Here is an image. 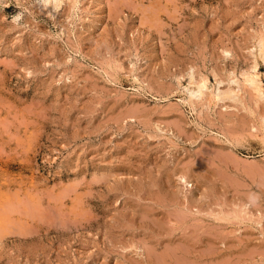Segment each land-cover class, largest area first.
<instances>
[{
	"label": "rangeland",
	"instance_id": "374dc122",
	"mask_svg": "<svg viewBox=\"0 0 264 264\" xmlns=\"http://www.w3.org/2000/svg\"><path fill=\"white\" fill-rule=\"evenodd\" d=\"M52 1L0 0V264H264V0Z\"/></svg>",
	"mask_w": 264,
	"mask_h": 264
},
{
	"label": "bare ground",
	"instance_id": "6f19581e",
	"mask_svg": "<svg viewBox=\"0 0 264 264\" xmlns=\"http://www.w3.org/2000/svg\"><path fill=\"white\" fill-rule=\"evenodd\" d=\"M48 1V0H47ZM54 1V0H53ZM52 1V2H53ZM56 1V0H55ZM60 2V1H59ZM49 3V2H48ZM58 3V2H57ZM54 4V3H53ZM47 5H49V4H47ZM53 7H55L54 5H53ZM263 41V40H262ZM264 42V41H263ZM260 43V42H259ZM261 44V43H260ZM264 44V43H263ZM264 54V53H263ZM255 69V68H254ZM256 74V73H255ZM253 77H254V75H253ZM260 77V76H259ZM233 80V79H232ZM259 80H260V78H259ZM238 83V82H237ZM202 89H204V88H202ZM188 90V89H187ZM195 90V89H194ZM192 91V90H191ZM189 92V91H188ZM200 92V91H199ZM233 93V92H232ZM196 94V93H195ZM195 94H194V96H195ZM199 94V93H198ZM186 95V94H185ZM189 95V94H188ZM191 95V94H190ZM192 96V95H191ZM215 96V95H214ZM189 97V96H188ZM199 97H201V93H200V96ZM215 97H218V96H215ZM219 98V97H218ZM190 99V98H189ZM230 100V99H229ZM189 103H190V101H189ZM264 115V114H263ZM227 156V155H226ZM216 158V157H215ZM233 158V157H232ZM235 158V157H234ZM233 158V159H234ZM237 158V157H236ZM235 158V159H236ZM217 159V158H216ZM238 159V158H237ZM223 162V161H222ZM230 163V162H229ZM234 163H236V162H234ZM235 165V164H234ZM232 166H233V164H232ZM234 167V166H233ZM239 167V166H238ZM236 168V167H235ZM224 169V168H223ZM241 169V168H240ZM227 170V169H226ZM237 171V170H236ZM230 175V174H229ZM236 206V205H235ZM234 214V213H233ZM245 214V213H244ZM220 215V214H219ZM228 215V214H227ZM238 215V213L236 214V216ZM229 216V215H228ZM234 216V215H233ZM242 216V215H241ZM226 218V217H225ZM238 218V217H237ZM224 219V217H222V218H220L219 220H218V222L220 221V220H223ZM234 219H235V217H234ZM238 219H241V218H238ZM227 220V219H226ZM230 220H233L232 218L230 219ZM224 221H225V219H224ZM228 221V220H227ZM229 222V221H228ZM222 225V224H221ZM218 239V238H217ZM216 239V240H217ZM188 255V254H187ZM160 256V255H159ZM205 256V255H204ZM158 259H160V258H158ZM155 260V259H154ZM157 260V259H156Z\"/></svg>",
	"mask_w": 264,
	"mask_h": 264
}]
</instances>
